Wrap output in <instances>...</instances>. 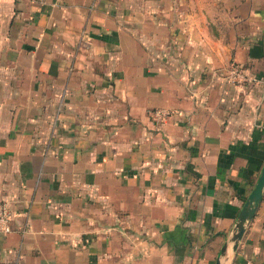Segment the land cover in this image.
I'll return each mask as SVG.
<instances>
[{
    "label": "crops",
    "instance_id": "0c3cea01",
    "mask_svg": "<svg viewBox=\"0 0 264 264\" xmlns=\"http://www.w3.org/2000/svg\"><path fill=\"white\" fill-rule=\"evenodd\" d=\"M263 163L264 0H0V264H214Z\"/></svg>",
    "mask_w": 264,
    "mask_h": 264
},
{
    "label": "water",
    "instance_id": "95a60500",
    "mask_svg": "<svg viewBox=\"0 0 264 264\" xmlns=\"http://www.w3.org/2000/svg\"><path fill=\"white\" fill-rule=\"evenodd\" d=\"M264 188V163L260 169L253 187L245 198L240 210L238 211L234 223L228 233L227 238L221 245L214 264H225L228 257L234 253L239 240L241 239L245 227L252 219L255 210L261 200Z\"/></svg>",
    "mask_w": 264,
    "mask_h": 264
},
{
    "label": "built area",
    "instance_id": "2783aa9c",
    "mask_svg": "<svg viewBox=\"0 0 264 264\" xmlns=\"http://www.w3.org/2000/svg\"><path fill=\"white\" fill-rule=\"evenodd\" d=\"M227 80L232 84H242L253 81V77L244 73L243 69L234 63L227 66L225 70ZM171 114V111L165 109H156L151 113L154 121H161ZM11 211L9 205L0 200V236L6 235L10 232Z\"/></svg>",
    "mask_w": 264,
    "mask_h": 264
}]
</instances>
